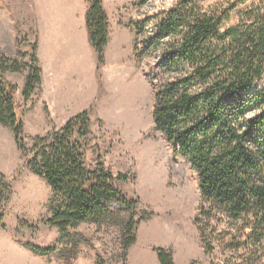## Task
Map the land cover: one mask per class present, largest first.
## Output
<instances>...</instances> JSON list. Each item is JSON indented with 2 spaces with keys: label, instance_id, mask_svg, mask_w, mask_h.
<instances>
[{
  "label": "trees",
  "instance_id": "trees-1",
  "mask_svg": "<svg viewBox=\"0 0 264 264\" xmlns=\"http://www.w3.org/2000/svg\"><path fill=\"white\" fill-rule=\"evenodd\" d=\"M89 43L105 63L110 29L101 0H87ZM236 19L235 24H232ZM134 58H147L149 80L155 89L152 116L173 155L187 161L198 177L202 195L195 218L207 254L215 243L244 250L248 260L264 256V0H177L172 6L147 14L134 26ZM17 60L0 54V124L12 131L17 149L27 158L28 169L51 190L50 218L45 225L57 228L61 241L69 230L83 224L122 227L125 257L137 243V227L147 218L134 220L137 200L100 164L87 168L91 112L69 120L63 128L32 139L27 148L24 120L16 100L17 88L3 80L9 72L27 70L24 99L40 91L42 70L35 42L31 53L20 48ZM15 179L0 174V207L13 196ZM3 220V218H0ZM1 222V221H0ZM221 224L222 226L221 228ZM243 244V247H241ZM31 253L50 256L58 249L25 244ZM160 264H175L173 255L156 249ZM96 264H106L102 257ZM196 264V263H194Z\"/></svg>",
  "mask_w": 264,
  "mask_h": 264
},
{
  "label": "rangeland",
  "instance_id": "rangeland-1",
  "mask_svg": "<svg viewBox=\"0 0 264 264\" xmlns=\"http://www.w3.org/2000/svg\"><path fill=\"white\" fill-rule=\"evenodd\" d=\"M64 1V8L89 10L87 0ZM101 1L109 16L111 45L108 42L104 65L99 66L97 57L101 91L87 110L91 112V134L82 140L87 145V168L95 171L103 164L113 175L124 176L125 182L118 187L138 201L139 210L134 215H123L122 220L147 219L137 227V243L128 249L126 257L122 227L116 223L83 224L69 230L70 238L61 241L59 230L44 223L50 218V188L28 169L27 158L17 149L12 131L0 124V174L15 179L12 199L7 207H0V264H96L98 257L106 264H160L157 248L172 253L175 264H256L260 256L247 262L244 250L237 251L228 244L215 243L212 254L203 248L195 219L202 202L197 174L186 160L173 155L152 116L155 89L149 80V66L154 61L147 58L139 63L134 51L131 57H122L111 41L121 30L134 34L135 24L147 14L168 8L177 0ZM51 7L52 0H0V54L26 67L29 60L18 57L15 42L17 38L25 41L20 50L31 53L35 42L39 45L38 27L43 17L37 14L54 9ZM235 22L233 19L232 24ZM27 77L23 69L4 74L3 80L18 90L19 114L25 123L27 148L31 149L33 138L60 130L64 122L50 118L48 106L42 102V86L25 101ZM259 87H264V81ZM160 224L166 235L161 236ZM142 228L154 229L159 236L145 237ZM25 244L41 248L58 244V249L53 255L37 256ZM260 261L264 264V256Z\"/></svg>",
  "mask_w": 264,
  "mask_h": 264
},
{
  "label": "crops",
  "instance_id": "crops-1",
  "mask_svg": "<svg viewBox=\"0 0 264 264\" xmlns=\"http://www.w3.org/2000/svg\"><path fill=\"white\" fill-rule=\"evenodd\" d=\"M87 10L69 7L42 10L38 27V60L42 70V102L50 118L64 124L89 110L100 95L98 59L89 43ZM133 31L113 38L122 57L133 55ZM111 45V42H109Z\"/></svg>",
  "mask_w": 264,
  "mask_h": 264
},
{
  "label": "bare ground",
  "instance_id": "bare-ground-1",
  "mask_svg": "<svg viewBox=\"0 0 264 264\" xmlns=\"http://www.w3.org/2000/svg\"><path fill=\"white\" fill-rule=\"evenodd\" d=\"M50 2H51V0H50ZM51 5V4H50ZM52 7L54 8V9H61V8H64L65 7V1L64 0H52ZM51 7V8H52ZM152 149V148H151ZM152 152V151H151ZM151 152H150V154H151ZM155 152V151H154ZM149 154V155H150ZM155 154V153H154ZM152 155H153V153H152ZM156 171H157V169H156ZM160 171H161V169H160ZM142 231H144V235H145V237L146 236H149L151 239H155L156 237H158L159 236V234L157 233V231H155L154 229H146V228H142ZM160 234H161V236L162 235H166L165 233H164V231H163V227L161 226V224H160Z\"/></svg>",
  "mask_w": 264,
  "mask_h": 264
}]
</instances>
